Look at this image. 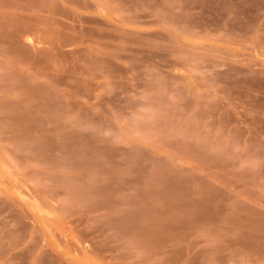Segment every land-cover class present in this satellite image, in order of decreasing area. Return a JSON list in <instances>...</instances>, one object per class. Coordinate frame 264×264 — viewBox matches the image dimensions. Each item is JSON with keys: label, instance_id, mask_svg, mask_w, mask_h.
<instances>
[{"label": "rangeland", "instance_id": "1", "mask_svg": "<svg viewBox=\"0 0 264 264\" xmlns=\"http://www.w3.org/2000/svg\"><path fill=\"white\" fill-rule=\"evenodd\" d=\"M0 264H264V0H0Z\"/></svg>", "mask_w": 264, "mask_h": 264}]
</instances>
